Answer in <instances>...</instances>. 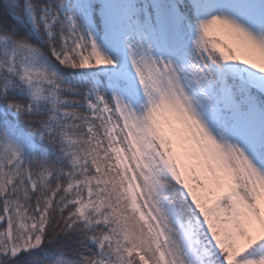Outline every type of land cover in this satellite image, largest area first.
<instances>
[{
    "label": "snow or ice",
    "instance_id": "6c2138e0",
    "mask_svg": "<svg viewBox=\"0 0 264 264\" xmlns=\"http://www.w3.org/2000/svg\"><path fill=\"white\" fill-rule=\"evenodd\" d=\"M0 264H264V0H0Z\"/></svg>",
    "mask_w": 264,
    "mask_h": 264
}]
</instances>
